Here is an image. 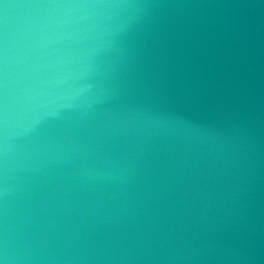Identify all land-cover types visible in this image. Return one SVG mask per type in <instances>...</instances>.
I'll return each instance as SVG.
<instances>
[{"label": "water", "instance_id": "1", "mask_svg": "<svg viewBox=\"0 0 264 264\" xmlns=\"http://www.w3.org/2000/svg\"><path fill=\"white\" fill-rule=\"evenodd\" d=\"M0 264H264V0H0Z\"/></svg>", "mask_w": 264, "mask_h": 264}]
</instances>
